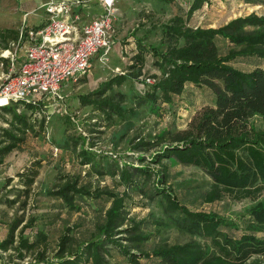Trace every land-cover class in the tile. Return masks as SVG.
Returning <instances> with one entry per match:
<instances>
[{"label": "trees", "instance_id": "trees-1", "mask_svg": "<svg viewBox=\"0 0 264 264\" xmlns=\"http://www.w3.org/2000/svg\"><path fill=\"white\" fill-rule=\"evenodd\" d=\"M209 1L190 0L185 13L178 7L172 17L158 24L160 37L156 44L134 38L135 47L127 72L112 74L94 89L78 96L81 105L89 106L106 119L123 117L125 113L134 115V108L124 105L126 94L117 87L127 79H138L146 66L156 68L159 74H149L152 82L142 94L134 92L132 97L137 105L147 103L152 111L159 110L163 103L171 106L175 96L191 91L189 86L210 90V101L190 112L185 127L165 128L150 138L135 137L133 150L149 151L158 147L148 157L156 168L147 164L129 170L126 163L120 165L116 160L113 167L108 168L111 163L97 162L95 154L87 148L78 152L81 163L89 164L99 175H117L119 183L125 187L133 185L142 190L135 175L149 179L154 174V195L164 199L167 208L177 214L180 229L196 238L143 250L141 245L148 234L141 230L139 221L127 216L128 192L90 188L79 184L77 178H68L44 193L60 199L69 210H78L77 201H82L83 197L105 196L109 206L89 239L72 244L69 228H66L58 238L52 258H45L44 253L37 250L35 262L26 264H109L112 250L129 264H139L140 257H151L154 264H264V238L254 233L264 228V198L257 200L259 194L264 193V67L260 64L264 61V14L238 15L214 27L190 25V15ZM244 1L264 6V0ZM22 35L25 38L26 29ZM236 63L252 66L240 68ZM35 108L36 105L27 104L26 110L17 112L16 105L0 107V112L9 117L3 121L8 126L0 127V164L6 154L24 141L27 129L34 131L29 118L35 115ZM255 116L262 119L260 127L253 123ZM137 159L144 161L142 155ZM170 159L194 165L211 178V187L205 194L207 202L227 193L236 198L256 199L255 204L244 210L251 218L249 231H224L222 227L230 225L224 217L214 212L193 211L180 203L172 188L166 185ZM10 180L7 177L4 186ZM22 181L26 187L20 192L28 194L33 175L26 172ZM6 195L0 202L15 201ZM32 220L27 219L17 233L15 230L22 219L11 220L0 240V250L11 249L13 257L19 259L34 251L45 240V235L37 231L35 240L24 236ZM122 232L125 242H121L119 236Z\"/></svg>", "mask_w": 264, "mask_h": 264}, {"label": "rangeland", "instance_id": "rangeland-1", "mask_svg": "<svg viewBox=\"0 0 264 264\" xmlns=\"http://www.w3.org/2000/svg\"><path fill=\"white\" fill-rule=\"evenodd\" d=\"M39 1L44 3L46 0ZM43 3L40 6L44 7ZM25 4L23 0H0V52L5 48L22 52L25 38L23 35L19 37V33L22 31L23 34L30 24L27 25V20L22 21L18 17V6H22L23 13L28 10L31 12L30 22L32 16L42 11L41 7L25 10L24 6H28ZM189 4L190 0H117L115 33L106 60L102 62L94 55L91 67L84 76L76 81L67 80L62 83L60 97L43 105L37 104L33 110L35 115L29 118L34 131L27 129L24 141L6 154L0 164V198L7 194L6 198L15 200L11 204L0 202V240L6 233L7 225L14 218L22 219L15 233L27 219L32 218V224L25 228L24 236L35 240L36 232L40 231L45 235V240L34 251L25 253L26 256L22 259L13 257L14 251L11 249L0 250V264L35 262L37 250H41L45 258H52L58 238L66 228H69L72 244L87 240L93 235L110 202L105 196L83 197L82 201H77L78 210H69L60 199L44 193L47 189H55L68 178H77L79 184L90 188L128 192L129 196L125 200L127 216L139 221L141 230L148 234V239L141 245L143 250H151L164 243H183L196 238L180 229L177 214L167 208L164 199L154 195V174L149 179L135 175L134 178L142 190L133 185L125 187L119 183L117 175L97 174L89 164L81 163L78 155L81 148H87L95 154L97 162L105 165L106 162L111 163L108 168L113 167L114 160L120 165L126 163L129 170L133 166L147 164L156 168L148 157L158 147L149 151L133 150L132 143L137 140L135 137L150 138L165 128H183L190 112L210 101V90L189 86L191 91L180 97L175 96L169 107L167 103H163L159 110L152 111L147 103L137 105L132 94H142L146 85L150 84L147 81L151 80L149 74H159L156 68L149 66L141 71L138 79H127L117 87L126 94L124 105L134 108V115L125 113L123 117L113 116L106 119L100 113L92 111L89 106L81 105L78 99L80 94L94 89L110 75L120 71L127 72L131 52L135 47L134 38L139 37L147 43L156 44L160 37L158 24L172 17L178 7L185 13ZM16 10L17 13L13 12ZM249 13L264 14V6L253 5L244 0H210L190 15L188 23L214 27L235 16ZM3 19L7 22L1 21ZM260 64L264 67V61ZM235 65L240 68L252 66L243 63ZM8 119V115L0 112V127H7L3 121ZM253 123L260 127L262 119L255 116ZM52 146H57L56 154H53ZM138 155L144 157L143 162L137 159ZM167 166L166 185L172 188L180 203L193 211L214 212L224 217L230 224L222 227L224 231H249L251 218L244 210L257 200H262L263 191L257 200L249 197L236 198L227 193L220 199L207 202L205 194L212 182L208 175L194 165L183 164L174 159L168 160ZM26 172L33 175V181L28 185V194L20 192L26 187L22 181ZM7 177L11 180L4 186ZM125 226L128 227L129 224ZM254 233L264 238V228ZM124 235L123 232L119 234L121 242H125ZM111 252L109 264H129L117 251ZM138 260L139 264H154L151 257H140Z\"/></svg>", "mask_w": 264, "mask_h": 264}, {"label": "built area", "instance_id": "built-area-1", "mask_svg": "<svg viewBox=\"0 0 264 264\" xmlns=\"http://www.w3.org/2000/svg\"><path fill=\"white\" fill-rule=\"evenodd\" d=\"M92 2L100 9L85 19L84 10ZM115 3L48 0L44 4L47 20L35 30H26L23 54L19 57L16 50L8 48L0 52V107L16 105V111L21 112L27 104L50 102L60 97L64 81H76L89 71L94 55L104 62L115 33ZM52 151L56 154L57 146H52Z\"/></svg>", "mask_w": 264, "mask_h": 264}, {"label": "crops", "instance_id": "crops-1", "mask_svg": "<svg viewBox=\"0 0 264 264\" xmlns=\"http://www.w3.org/2000/svg\"><path fill=\"white\" fill-rule=\"evenodd\" d=\"M24 2H26V4L25 5H28V6H24V8H25V10L27 9V8H30V7H32V8H35V9H37V8H40V10L42 9V11H41V13L40 12H38V13H36V15H34V16H32V19H31V22L29 21L30 19V17L31 16H29V14L31 13V12H29V10L28 11H25V13H23L22 12V6H18V9H20L19 10V15H18V17L20 18V19H22V21H24V20H27V25L28 24H30L29 26H27L28 28H26V30L27 29H33V27H40V26H42L45 22H46V20H47V17H48V14L46 13V11H45V9H44V7L43 6H40L43 2H41V1H39V0H23ZM48 0H46V1H44V3L43 4H45L46 2H47ZM53 1H59V0H53ZM116 2H117V0H116ZM17 4V3H16ZM29 5H31V6H29ZM115 5H116V3H115ZM99 9H100V7H99V5H98V3H96V2H92L91 4H90V6L87 8V9H85L84 10V12H85V15L83 16L85 19H89L93 14H95V13H97V11H99ZM45 11V12H44ZM13 12H18L17 10L16 11H13ZM86 12H87V14H86ZM7 13V12H6ZM17 15V14H16ZM22 15V16H21ZM116 16H117V12H116ZM1 21H4V22H7V20H1ZM115 21H116V18H115ZM115 21H114V29H115ZM25 31V30H24ZM113 38H114V34H113ZM112 38V39H113ZM27 43V40H26V35H25V41H24V45ZM18 55H19V57L23 54V51L22 52H18L17 53Z\"/></svg>", "mask_w": 264, "mask_h": 264}]
</instances>
